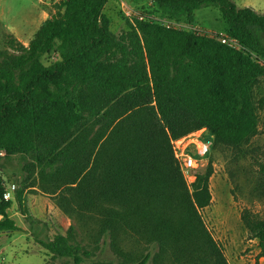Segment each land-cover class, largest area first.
<instances>
[{"label": "trees", "instance_id": "1", "mask_svg": "<svg viewBox=\"0 0 264 264\" xmlns=\"http://www.w3.org/2000/svg\"><path fill=\"white\" fill-rule=\"evenodd\" d=\"M108 1L63 0L64 12L45 20L27 45L6 35L0 166L12 156L29 159L26 170L33 167L50 187L42 192L56 194L69 218L93 226L99 254L76 243L72 226L52 239L33 232L53 258L227 264L198 227L171 142L206 130L212 149H234L257 134L253 89L264 69L247 55L264 59V10L238 8L233 0H153L161 13L189 25L199 9H218L238 51L219 36L139 18L116 37L103 14ZM52 51L59 60L45 66L42 57ZM1 173L0 216L6 219V209L34 185L17 187L14 201H5L10 186ZM241 221L263 256L264 220L244 210ZM18 230L12 221L0 222V232ZM130 231L147 233L152 243L137 263L122 250L121 235ZM107 248L121 259L101 261Z\"/></svg>", "mask_w": 264, "mask_h": 264}, {"label": "rangeland", "instance_id": "2", "mask_svg": "<svg viewBox=\"0 0 264 264\" xmlns=\"http://www.w3.org/2000/svg\"><path fill=\"white\" fill-rule=\"evenodd\" d=\"M62 1L0 0V51L6 49V35H12L27 45L45 20L64 12ZM233 1L238 8H251L257 13L264 10V0ZM103 14L109 22L110 32L116 37L127 33L129 25L139 18L177 30L216 35L226 40L225 45H228L227 39L230 40L219 10L213 7L194 12L193 25H189L184 17L169 18L156 9L153 0H109ZM247 56L264 69V59L255 54ZM58 60V54L52 51L44 55L41 61L49 66ZM253 97L257 108V134L234 149L213 148L209 161L194 175L193 182L185 183L198 227L204 236L212 240L227 264H264L258 242L249 236L241 221L244 210L264 220V173L261 170L264 164V74L257 77ZM28 163L29 159L12 156L0 166L2 181L9 186L21 188L29 183L34 185V189L22 195L20 204L12 202L5 211L7 221H12L19 230L0 232V264H73L71 259L53 258L47 254L36 243L33 232L41 239H52L57 234L65 235L72 226L76 243L92 250L96 246L95 230L91 224L78 220L76 215L69 218L56 205V194L51 196L42 192L44 189L49 191L50 187L39 181L33 167L26 170ZM6 219L0 216V222ZM33 221L36 224L31 229ZM128 234L121 235L124 242L122 250L137 263L152 243L147 233L130 231ZM97 246H101L100 242ZM98 249L95 248L97 254ZM104 259L116 263L121 257L107 248L105 254L101 255V261ZM93 260L87 258L84 264H92Z\"/></svg>", "mask_w": 264, "mask_h": 264}, {"label": "built area", "instance_id": "3", "mask_svg": "<svg viewBox=\"0 0 264 264\" xmlns=\"http://www.w3.org/2000/svg\"><path fill=\"white\" fill-rule=\"evenodd\" d=\"M230 47L241 51L242 48L233 40H227ZM196 134H199L196 136ZM201 134V135H200ZM207 135V138H204ZM174 158L178 164L181 175L188 185L193 182L194 175L200 171L210 159L212 149V139L206 130L191 133L179 140L172 141ZM3 155V153H1ZM191 181V182H190ZM15 185L4 193L3 199L10 201L14 199Z\"/></svg>", "mask_w": 264, "mask_h": 264}, {"label": "crops", "instance_id": "4", "mask_svg": "<svg viewBox=\"0 0 264 264\" xmlns=\"http://www.w3.org/2000/svg\"><path fill=\"white\" fill-rule=\"evenodd\" d=\"M30 189H34V188L26 189V190L24 191V193H23V196H25V194L27 193V191L30 190ZM48 196H50V195H48ZM13 201H14V199H13Z\"/></svg>", "mask_w": 264, "mask_h": 264}]
</instances>
